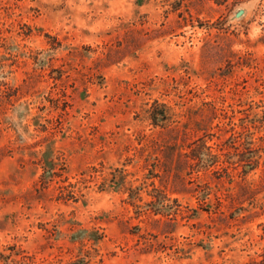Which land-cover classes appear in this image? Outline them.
Wrapping results in <instances>:
<instances>
[{
    "label": "rangeland",
    "instance_id": "374dc122",
    "mask_svg": "<svg viewBox=\"0 0 264 264\" xmlns=\"http://www.w3.org/2000/svg\"><path fill=\"white\" fill-rule=\"evenodd\" d=\"M0 264H264V0H0Z\"/></svg>",
    "mask_w": 264,
    "mask_h": 264
}]
</instances>
